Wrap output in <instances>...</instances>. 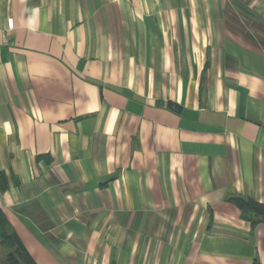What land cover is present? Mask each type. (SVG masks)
<instances>
[{"label": "crops", "instance_id": "0c3cea01", "mask_svg": "<svg viewBox=\"0 0 264 264\" xmlns=\"http://www.w3.org/2000/svg\"><path fill=\"white\" fill-rule=\"evenodd\" d=\"M231 196L264 204V0H0V208L37 264H264Z\"/></svg>", "mask_w": 264, "mask_h": 264}, {"label": "trees", "instance_id": "16d2710c", "mask_svg": "<svg viewBox=\"0 0 264 264\" xmlns=\"http://www.w3.org/2000/svg\"><path fill=\"white\" fill-rule=\"evenodd\" d=\"M5 187H3L4 189ZM229 201L235 203L241 208L244 214L264 215V204L258 202L252 197L243 198L240 196H231ZM0 248L4 254L0 257L2 264H37L18 235L13 230L6 215L0 208Z\"/></svg>", "mask_w": 264, "mask_h": 264}, {"label": "built area", "instance_id": "2783aa9c", "mask_svg": "<svg viewBox=\"0 0 264 264\" xmlns=\"http://www.w3.org/2000/svg\"><path fill=\"white\" fill-rule=\"evenodd\" d=\"M7 26L9 29H12L14 27V19L13 18H8Z\"/></svg>", "mask_w": 264, "mask_h": 264}]
</instances>
